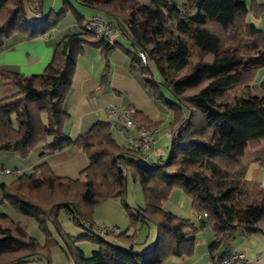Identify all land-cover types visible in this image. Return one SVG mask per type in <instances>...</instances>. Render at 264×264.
<instances>
[{
    "label": "trees",
    "instance_id": "1",
    "mask_svg": "<svg viewBox=\"0 0 264 264\" xmlns=\"http://www.w3.org/2000/svg\"><path fill=\"white\" fill-rule=\"evenodd\" d=\"M43 1L0 0V45L14 35L25 39L45 35L69 13L74 14L79 31L61 38L42 73L26 76L1 70L2 79L17 90L0 99V151L11 149L26 158L39 146L44 152H55L75 145L86 154L89 164L72 179L57 177L43 162L31 173L1 182L2 202L37 220L48 235L52 233L47 224L52 221L66 239L73 264H162L175 256L191 257L197 234L205 228L215 235L209 249L212 264H217L215 253L224 242L240 233L264 232V184L247 179L242 165L245 149H258L264 138V106L251 94L264 61L240 68L244 58L252 59L256 51L264 50V30L247 24L248 15L264 18V0H251L250 4L246 0H149V4L138 0H63L59 10L44 15L40 14ZM76 5L89 7L111 22L112 41L87 29L88 17ZM28 10L39 17L30 18ZM234 35L247 37L244 49L236 57L221 56L220 52H231ZM87 47L99 48L106 60L103 85L110 72V53L122 48L130 57L131 72L143 75L154 99L172 110L166 160L150 161L142 151L118 143L108 120L97 121L75 139L64 133L68 120L64 102L77 58ZM236 83L245 87L244 93L232 101L224 100ZM256 86L264 92V77ZM144 125L155 130L158 124L148 121ZM263 157L264 152L260 162ZM128 176L140 182L145 201L144 206H136L137 212L129 211L132 225L152 221L157 229L154 247L144 253L134 251L136 232L117 235L131 243L125 247L102 235H116L117 226H107L112 232L93 229V209L100 202L120 198L130 208L125 201ZM47 181L52 186L38 190L39 184ZM176 187L191 199L195 215L202 214L199 226L163 208ZM61 209L90 229L94 235L88 232L80 238L98 243L97 250L86 255L77 246L78 237L64 235L58 222ZM40 247L19 222L0 211V264L36 259L43 261L40 264H52ZM233 252L223 254L220 264Z\"/></svg>",
    "mask_w": 264,
    "mask_h": 264
},
{
    "label": "crops",
    "instance_id": "2",
    "mask_svg": "<svg viewBox=\"0 0 264 264\" xmlns=\"http://www.w3.org/2000/svg\"><path fill=\"white\" fill-rule=\"evenodd\" d=\"M138 1L149 4V0ZM56 3L57 0L54 1V4L44 0L40 14L44 15L51 9L56 10ZM92 11L85 17L97 13L93 9ZM27 13L32 19L38 18L40 15L33 10H28ZM64 20L45 35L31 39L14 35L0 45V99L14 94L17 90L12 83L2 79V69L17 71L26 76L40 74L51 61L56 44L64 35L68 34L66 31H73L76 27L79 31L77 21L75 23L69 22L66 27H63ZM116 37L125 46V43L128 44L123 37L118 35ZM109 59L110 72L107 84L103 85L106 60L101 50L95 47H87L78 56L72 78V87L64 102V110L68 114V120L64 125V133L74 139L79 135L86 134L97 121L107 120V108L112 104H117L122 109H135L136 118L141 123L147 124L148 121L157 123L158 125L155 128V135L157 136L162 132V120L167 121L168 117H172L173 120L172 110H162L160 103L154 99L151 91L146 87L143 75L131 72L130 57L122 48L113 50L109 55ZM257 62L263 61L259 60ZM263 73L264 66L260 70L257 82L262 79ZM111 130L115 138L117 132L112 125ZM170 130L169 124V128L162 135L164 137L170 135ZM124 142L122 139V144ZM260 142L262 145L258 149H253L250 146L245 149L242 165L247 179L264 184V175H261L262 169L260 166V159L264 152V138L260 139ZM156 144L157 140L150 153L155 150ZM37 148L26 158L19 157L11 149L2 150L0 151V166L10 167L9 165L13 164L15 169L21 170L22 173H31L36 166L47 162L57 177L76 179L89 164L86 154L75 145H68L55 152H44L42 146ZM35 150L36 153H34ZM153 154L156 156L157 151ZM148 158L152 161L150 156ZM17 165L20 167H16ZM0 196V211L8 213L27 230V226L22 219L32 222L33 218L16 210L13 211V214L10 213L6 209V204L10 203L7 201L2 202V195ZM204 230L197 234L198 242L193 256L171 257L162 264H212L209 246L215 240V235L213 231L212 235H204ZM241 237V242L233 246V249L228 246V249L220 255L218 250L215 253L217 259L220 260V257L227 252L241 250L252 259V264H264V232L260 235H241ZM207 244L209 245L205 250ZM219 260L217 264H220Z\"/></svg>",
    "mask_w": 264,
    "mask_h": 264
},
{
    "label": "rangeland",
    "instance_id": "3",
    "mask_svg": "<svg viewBox=\"0 0 264 264\" xmlns=\"http://www.w3.org/2000/svg\"><path fill=\"white\" fill-rule=\"evenodd\" d=\"M50 4H54V1L56 0H47ZM248 4L251 3V0H247ZM63 0H57V5H56V10L60 9L62 6ZM78 11L84 15L87 16L88 14L92 13V9L89 7L83 6V5H76ZM139 21H142V18H138ZM69 22L75 23L76 18L74 14L69 13L68 16L64 20L63 27H66ZM247 24L252 25L256 28L263 29L264 30V18H255L252 15H248L247 18ZM65 30V29H64ZM71 30V29H70ZM78 31V27L76 29H73V31H66L67 33H73V32ZM230 44H231V52H220L221 56H226V57H236L238 54V51L240 49H244L245 43L247 41V37L242 36V35H234L230 39ZM126 46H128L127 43H125ZM264 61V50H259L255 52V57L252 59L244 58L243 62L240 66L241 67H247L250 64L256 63L257 61ZM262 73V72H261ZM260 76V73H259ZM264 77V73L262 74V78ZM257 80L258 77L255 80V83H253L251 86V94L255 96L254 99L256 101L264 106V92L261 91L259 88H257ZM245 87L243 86L240 88V84L236 83L233 86L232 92L224 98V100L227 101H232L237 94H240V96L244 93ZM167 95L172 98V96L167 93ZM162 107V110H169L168 107L164 106L163 104H159ZM137 119V118H136ZM172 120V117H168L167 121L162 120L161 125H162V132L159 133L156 136L157 144L155 147V150L150 153H148V156L151 157L152 161H159V160H166L169 155V146L171 144V132L170 135H162L167 131L169 128V124ZM139 122V121H138ZM141 123V122H139ZM142 124V123H141ZM144 125V124H143ZM146 126V125H144ZM147 127V126H146ZM150 129V128H149ZM152 130V129H151ZM155 131V130H154ZM115 138L118 141V143L122 144V139L123 141L124 138L120 136L119 134L115 133ZM155 140V141H156ZM125 144V142H124ZM155 144V143H154ZM264 146V145H263ZM41 147V146H40ZM154 147V146H153ZM251 147V146H250ZM39 149V148H37ZM157 151V155L155 156L153 153ZM36 153V150L35 152ZM153 157V159H152ZM22 160L21 158H19ZM243 163V162H242ZM12 169L15 168V165L11 164L9 165ZM16 167H20L17 165ZM261 172V171H260ZM264 171L262 170L261 175L263 174ZM262 178V177H261ZM12 178L11 176L7 177H0V182L5 181L8 182ZM82 181L85 182L86 179L82 177ZM51 181H47L44 184H39L38 190L43 188H50L52 185ZM0 195H2V191L0 188ZM1 197V196H0ZM43 198V197H42ZM41 199V198H40ZM45 199V197L43 198ZM125 201L130 205V208L128 209L125 205H123L122 201L120 198H111L108 200H104L97 204L94 209H93V218L95 221V225L93 227L94 231L101 233L97 228L101 226H117L118 227V233L116 235L113 234H102L105 238L112 240L116 242L120 246H125L129 247L130 242H128L124 238H120L117 235H119L122 232L128 231L129 234H133L134 232L137 233L136 238H135V244H134V251L137 253H144L149 250H151L154 247L155 240H156V234H157V229L155 224L152 221H148L146 223H137L135 225H132L131 219L129 216V211L134 210L137 212V207L136 206H144L145 201H144V195L142 192V187L139 181H134L131 176H128L127 179V194L125 197ZM46 202V200H45ZM125 206V207H124ZM163 208L165 210L171 211L175 213L176 215L184 218H190L192 221H194L198 226L200 225V220L196 219V215L194 213V210L191 206V199L185 194V192L181 188H174L172 192L170 193V196L167 201L164 202ZM6 209L13 214V211L17 209L14 208L11 204H6ZM21 216V215H20ZM23 223L26 224L27 226V231L30 235L35 237L39 242H40V250L43 253V255L47 258L49 257L51 260L52 264H73L72 259L68 256L67 250H68V244L66 242V239L62 236L60 231L54 227V224L52 221H50L47 226L50 229V232L52 235H48L45 231H43L37 222L33 218L32 222H28L23 220ZM58 222L61 225V228L63 230V233L70 234L74 237H78L77 240V246L86 254L90 255L94 250L98 249V243L93 241L92 239L88 237H83L80 238L81 235H86V233L93 234L90 232V229L87 227H84L82 225H79L77 222L73 220V215L70 213H67L65 210L61 209L59 214H58ZM203 231V230H202ZM201 231V232H202ZM263 232L255 233L253 235H260ZM212 230L211 228H205L204 230V235H212ZM94 235V234H93ZM241 235L243 234H237V236L233 239H230L222 244L220 247L218 254L220 255L226 249L227 247L231 246L233 249V246L238 245L241 242ZM209 244H207L205 247V250H207ZM230 248V249H231ZM203 254V252H202ZM200 256V254H199ZM47 262V261H46ZM43 263L41 260H31V261H26L20 264H40ZM47 264V263H46ZM210 264V263H209Z\"/></svg>",
    "mask_w": 264,
    "mask_h": 264
},
{
    "label": "built area",
    "instance_id": "4",
    "mask_svg": "<svg viewBox=\"0 0 264 264\" xmlns=\"http://www.w3.org/2000/svg\"><path fill=\"white\" fill-rule=\"evenodd\" d=\"M87 29L98 36H103L108 41H112L111 22L103 19L99 14H94L86 19ZM142 60L145 62L144 53L140 52ZM107 120L110 121L115 131L124 138L126 147L130 150H140L147 155L153 149L156 135L155 131L149 129L136 119V111L133 108L122 109L117 104H112L107 108ZM261 169L264 171V157L260 162ZM22 172L19 169H12L6 166H0V177L17 176ZM206 215V213H204ZM196 219H201L202 214H196ZM101 232H112L113 229L107 226L99 228ZM221 264H252V259L243 251L229 253L221 260Z\"/></svg>",
    "mask_w": 264,
    "mask_h": 264
}]
</instances>
